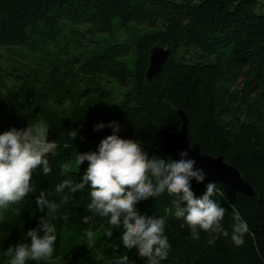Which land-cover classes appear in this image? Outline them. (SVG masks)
<instances>
[{"label":"trees","instance_id":"obj_1","mask_svg":"<svg viewBox=\"0 0 264 264\" xmlns=\"http://www.w3.org/2000/svg\"><path fill=\"white\" fill-rule=\"evenodd\" d=\"M113 26L116 32L149 30L131 42L86 39ZM61 35L79 51L68 54ZM87 42L95 45L84 55ZM155 45L170 53L161 71L147 80ZM105 83L123 90L107 91ZM66 100L71 108H60ZM176 110L186 114L190 147L221 155L251 185L254 197L217 183L212 198L226 209L222 224L229 236H218L212 245L203 230L193 240L187 224L168 213L165 234L171 248L161 264H264V0H0V132L43 125L44 140L56 145L47 154L52 171L44 176L37 166L30 179L34 191L2 212L0 264H7L2 253L9 245L26 240L29 228L39 230L41 218L56 226L55 250L50 258L28 264H106L119 256L145 264L135 246L120 245L122 228L113 226V235L105 237L107 218L87 209L88 185L76 192L66 187V204L54 186L65 178L80 181L87 161L65 176L60 164L95 151L111 134L109 127L94 130L98 121H118L117 134L139 141L149 159L172 158L160 129H180ZM204 183L191 182L194 195L203 193ZM41 190L60 205L55 213L37 208ZM172 199L167 193L149 197L134 210L163 216ZM236 212L249 225L238 247L230 239ZM83 216L91 219L84 223ZM88 230L97 232L91 243Z\"/></svg>","mask_w":264,"mask_h":264},{"label":"clouds","instance_id":"obj_2","mask_svg":"<svg viewBox=\"0 0 264 264\" xmlns=\"http://www.w3.org/2000/svg\"><path fill=\"white\" fill-rule=\"evenodd\" d=\"M60 108H71V101L66 100ZM45 126L41 125L43 129ZM104 127L112 129L111 134L102 138L95 151L79 152L75 155V166L87 161V167L80 181L70 178L61 180L54 186L57 194H63L67 187L69 192L89 188L87 209L96 215L107 218L110 226L105 230V237L113 235V226L123 231L119 243L129 250L135 246L138 257L146 258L145 264H161L171 248L165 234L166 216L171 213L182 219L190 229L191 238L197 240L200 230L208 234L206 243L214 244L218 236H229L223 227L222 220L226 209L214 200L217 191L216 181L206 183V175L202 167L196 166V158L189 153L191 147L180 149L178 159H149L139 141L122 138L118 121L105 124L98 121L94 130ZM71 137L77 132L72 130ZM56 145L52 141L35 137L34 129L28 125L24 128L10 127L0 132V221L4 219L3 210L10 204L21 201L34 191L35 185L30 183L33 170L41 166L44 176L52 171L47 154L52 153ZM72 168L69 162L60 164V175L65 176ZM204 183V191L194 195L191 182ZM163 193L172 196L171 206L165 208V215L137 214L134 206L149 197H157ZM69 197L61 196V203L66 204ZM40 211L47 209L55 213L60 207L54 200H49L44 190L35 197ZM91 216H83L87 223ZM230 239L234 246L244 243V234L249 225L238 212L233 217ZM42 233V234H41ZM86 235L91 243L94 232L88 230ZM24 236L27 238L15 245H9L2 253L7 257V264H28V261H41L50 258L55 250L57 229L53 223L41 218L39 230L29 228ZM117 245H114L116 248ZM106 264H131L127 256H119L107 260Z\"/></svg>","mask_w":264,"mask_h":264},{"label":"water","instance_id":"obj_3","mask_svg":"<svg viewBox=\"0 0 264 264\" xmlns=\"http://www.w3.org/2000/svg\"><path fill=\"white\" fill-rule=\"evenodd\" d=\"M170 49L160 46H153L149 51L148 66L145 72L147 80H151L157 75L168 57ZM180 118V129L176 132H169L160 129V135L164 147L173 159H178V151L190 147L187 136V117L184 111L176 110ZM192 149V148H191ZM196 158V166L204 169L206 179L216 181V183L227 189L242 193L248 197H254L251 185L242 178L238 169L225 162L224 158L219 156H210L192 149L189 153Z\"/></svg>","mask_w":264,"mask_h":264},{"label":"rangeland","instance_id":"obj_4","mask_svg":"<svg viewBox=\"0 0 264 264\" xmlns=\"http://www.w3.org/2000/svg\"><path fill=\"white\" fill-rule=\"evenodd\" d=\"M117 20H114V26L116 25ZM113 26V29L110 32H106V33H101V34H96V35H86V39H89L91 41L94 42H120V41H125V42H131L135 39V37L137 36V34L139 33H143L147 30H149L148 28L145 27H137V28H130L128 30H122L119 29L118 32L115 31V28ZM70 37L69 35H67V38ZM66 37L64 35H61L59 37V42L61 44V46L67 50L68 54H72L75 52H78L79 50L75 49V43H73L72 41H70L69 43H66ZM88 44V49L87 51L84 52V55H87L88 50L91 49L95 43L92 42H87ZM84 49V48H82ZM129 59V57L127 58V60ZM239 85L237 86V88H240L241 86V79H238ZM105 90L107 91H113V92H122L123 87H118L117 84L115 83H105ZM116 88H118V91L116 90ZM30 126L34 129V133H35V137L37 139L40 140H44V130L37 125L34 124H30ZM55 151V150H54ZM53 151V152H54ZM70 164L72 165V170H79L81 167L80 165L75 166V163L70 162ZM87 165H85V169H86ZM94 236H97V232L94 233Z\"/></svg>","mask_w":264,"mask_h":264}]
</instances>
